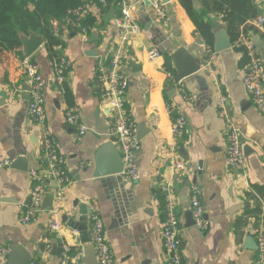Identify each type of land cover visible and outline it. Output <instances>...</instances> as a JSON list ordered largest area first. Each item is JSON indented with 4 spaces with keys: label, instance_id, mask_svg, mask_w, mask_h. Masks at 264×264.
<instances>
[{
    "label": "crops",
    "instance_id": "crops-1",
    "mask_svg": "<svg viewBox=\"0 0 264 264\" xmlns=\"http://www.w3.org/2000/svg\"><path fill=\"white\" fill-rule=\"evenodd\" d=\"M252 2L259 14L240 27V38L248 39L264 61V32L255 24L264 18V0ZM162 3L167 24L159 21L146 3L113 0L110 7L117 15L122 4L130 5L140 27L122 49L123 72L129 81L126 112L140 145L135 154L136 182L125 180L121 171L106 175L120 167V153L109 133L111 120L96 92L99 61H108L118 49L113 22L105 20L106 12L93 11L85 40L71 35L54 49L58 57L64 55L72 63L63 84L55 81L52 62L56 58L43 40L30 56L44 81L46 129L71 179L59 208L60 230L54 235L48 224L56 205L49 197L42 200L41 212L33 222L23 225L18 219L19 208L29 204V171L42 168L43 153L42 130L27 114L22 46L21 58L8 56L0 66V247L10 250V264H59L61 241L68 243L73 253L79 252L81 264H96L89 221L79 207L87 203H95L100 210L117 264H167L169 254L161 241L166 196L180 223L184 264H254L255 232L264 223L257 227L247 212L258 206L264 215V169L258 156L259 148L264 147V112L253 105L243 87L249 60L232 43L216 50L228 40L222 16L207 9L201 0H193L194 9L214 37L211 53L215 58L205 67L207 46L186 11L178 0ZM151 49L160 54L154 61L148 58ZM176 53V62L190 56L200 65L196 73L180 80L181 86L174 82L179 81L176 62L165 67V57L171 60ZM221 95L227 98L230 119L243 135L245 159L241 167L224 162L227 127L216 108ZM70 106L81 111L86 128L83 136L64 122L63 114ZM180 115L186 126L183 135L174 140L170 126ZM176 161L184 164L183 170L174 168ZM193 185L200 189L209 223L205 232L192 225ZM49 188L54 190L55 184L51 182Z\"/></svg>",
    "mask_w": 264,
    "mask_h": 264
},
{
    "label": "built area",
    "instance_id": "built-area-1",
    "mask_svg": "<svg viewBox=\"0 0 264 264\" xmlns=\"http://www.w3.org/2000/svg\"><path fill=\"white\" fill-rule=\"evenodd\" d=\"M137 3H146L156 18L163 24H167L164 4L162 0H134ZM111 7L109 0H96L73 8L62 18L53 19L50 22V28L54 37L63 44V41L69 36L77 35L85 40L89 27L83 25V22L93 16V11L102 10L107 12ZM113 16V28L117 35L118 49L110 55L108 61H99L97 66V94L103 107L106 108L111 120L109 133L118 148L123 169L121 176L130 182H136L139 179L137 172L135 154L139 151V140L136 136L135 125L127 116L126 112V93L129 81L123 72L122 49L127 46L131 38L140 32V27L131 15V6L122 4L118 14ZM264 32V18L260 17L255 22ZM236 49H243L249 60L248 67L243 77V87L250 97L253 105L264 112V61L257 54L254 45L244 38H239L232 44ZM159 52L151 49L148 52L149 60L159 58ZM215 55L207 48L206 56L203 60L205 67L209 66L214 60ZM25 83L28 87V107L27 114L30 121L41 128L43 133L42 140V168L29 171L30 193L29 204L26 207L19 208L18 219L21 224L26 225L33 222L41 212V202L44 198H51L56 207L50 213L48 230L50 234H56L60 230L59 208L65 199V190L71 184V179L65 169V162L57 153V144L46 129V116L44 111V81L42 80L37 65L30 58H23L21 61ZM72 63L64 55H60L52 62V72L55 81L59 84L65 82L66 76L71 69ZM172 79L171 75H167ZM175 84L181 86V81H175ZM192 99V97H190ZM227 98L221 95L216 102L219 116L226 122V148L224 162L227 166L241 167L244 163L243 135L236 126L235 121L230 119L227 110ZM169 111V106H166ZM64 122L67 126L74 128L79 136L86 133V128L81 123V111L77 106L66 108L63 114ZM186 126L185 118L180 115L173 120L170 131L173 139L181 137ZM259 161L264 169V147L259 148ZM8 164V162H5ZM174 168L183 170L184 164L176 161ZM53 182L55 189L49 188ZM165 220L163 222L161 241L163 249L169 254L167 264H184L180 232L181 227L173 204L168 196L165 199ZM190 211L193 219L194 228L199 231H207L209 223L205 219L204 208L200 202V189L193 185L190 193ZM86 215L89 221V241L93 247L96 264H117L114 255L107 242L104 226L100 217V210L95 203L86 204ZM262 225V224H261ZM256 258L254 264H264V227L260 226L256 230ZM49 241H47L46 250H50ZM59 264H81L78 257L79 252L73 253L71 246L61 241L59 244ZM10 250L7 247H0V264H7V258ZM33 264H45L44 262H35Z\"/></svg>",
    "mask_w": 264,
    "mask_h": 264
},
{
    "label": "trees",
    "instance_id": "trees-1",
    "mask_svg": "<svg viewBox=\"0 0 264 264\" xmlns=\"http://www.w3.org/2000/svg\"><path fill=\"white\" fill-rule=\"evenodd\" d=\"M178 1L194 24L197 34L212 51L213 32L203 21L201 14L194 9L193 0ZM201 1L207 9L222 16L227 36L232 44L240 38V27L259 14L252 0ZM90 2H96V0H0V66L8 56L21 58L20 38L29 34L42 38L46 48L55 58H58L54 49L60 46V41L52 34L51 20L62 18L67 11ZM91 24L92 20L89 18L83 22L86 26ZM239 49L244 53L243 49ZM170 62V58L165 57L166 68L170 66ZM67 92L68 90L65 89V93ZM247 213L256 220L257 227L261 221L264 223V215L258 206Z\"/></svg>",
    "mask_w": 264,
    "mask_h": 264
},
{
    "label": "water",
    "instance_id": "water-1",
    "mask_svg": "<svg viewBox=\"0 0 264 264\" xmlns=\"http://www.w3.org/2000/svg\"><path fill=\"white\" fill-rule=\"evenodd\" d=\"M114 15H115V10L113 8H110L105 14V20H107V21L112 20ZM20 40H21V46L23 48L24 58H30L32 53L42 44L43 39L34 35V34H29L28 36H22L20 38ZM201 43L202 42L200 41V44ZM229 43H231L229 38H228V40L225 39L224 43H221L220 45L216 46V50L218 51V50H221L225 47H229ZM178 55H179V53H176L174 57L172 56L171 61L176 62ZM178 62H180V61H177L175 63L177 80H182V79L196 73L200 69V65L197 64L194 61V59L191 58L190 56H185V58L183 59L182 62H180V63H178ZM28 99H29V97H28ZM137 138H138V136H137ZM138 140H139V138H138ZM119 158H120V163H119L120 167L117 168L116 170H113L114 172L106 173V175H110L111 173H118L120 171L122 172L123 164L121 161V156H119ZM49 199L52 200L51 198H49ZM79 207H80V209L83 210L82 214H85L86 213V207L83 205H79ZM192 225H193V219H192ZM90 248L93 250V247L91 245H90ZM11 250H12V248H11ZM255 251H256V243H255ZM93 253H94V250H93ZM94 255H95V253H94ZM10 258H11V253L8 255L7 264H10Z\"/></svg>",
    "mask_w": 264,
    "mask_h": 264
}]
</instances>
